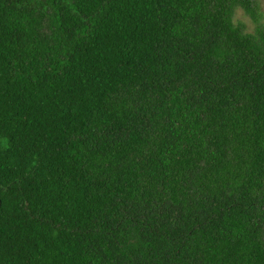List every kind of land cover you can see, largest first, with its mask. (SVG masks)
<instances>
[{
  "label": "trees",
  "instance_id": "trees-1",
  "mask_svg": "<svg viewBox=\"0 0 264 264\" xmlns=\"http://www.w3.org/2000/svg\"><path fill=\"white\" fill-rule=\"evenodd\" d=\"M0 264H264L252 0H0Z\"/></svg>",
  "mask_w": 264,
  "mask_h": 264
},
{
  "label": "rangeland",
  "instance_id": "rangeland-1",
  "mask_svg": "<svg viewBox=\"0 0 264 264\" xmlns=\"http://www.w3.org/2000/svg\"><path fill=\"white\" fill-rule=\"evenodd\" d=\"M252 2L256 6L259 21L264 23V0H252ZM234 19L242 21L245 24L246 31H253L254 25L241 10H235Z\"/></svg>",
  "mask_w": 264,
  "mask_h": 264
}]
</instances>
